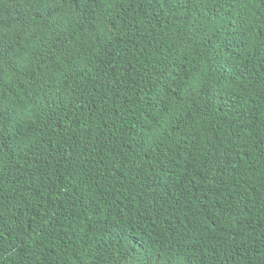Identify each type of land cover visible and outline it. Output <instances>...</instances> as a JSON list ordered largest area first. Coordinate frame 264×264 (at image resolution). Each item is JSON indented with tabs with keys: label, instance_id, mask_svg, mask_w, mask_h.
<instances>
[{
	"label": "trees",
	"instance_id": "16d2710c",
	"mask_svg": "<svg viewBox=\"0 0 264 264\" xmlns=\"http://www.w3.org/2000/svg\"><path fill=\"white\" fill-rule=\"evenodd\" d=\"M0 9V264H264V0Z\"/></svg>",
	"mask_w": 264,
	"mask_h": 264
},
{
	"label": "snow or ice",
	"instance_id": "6c2138e0",
	"mask_svg": "<svg viewBox=\"0 0 264 264\" xmlns=\"http://www.w3.org/2000/svg\"><path fill=\"white\" fill-rule=\"evenodd\" d=\"M26 3H30L35 8L36 17L45 24H48L52 18L47 10L48 0H26ZM245 4L251 3V0H244ZM0 5H4V0H0ZM5 15L2 9H0V22ZM241 24H245L247 21L245 18H241ZM22 23L27 26L31 23V19L23 20ZM53 27H58L57 24L53 23ZM198 34L193 35V39H197ZM19 46V45H17ZM18 57L11 51L10 46H6L2 40H0V77L7 76L9 70H14L16 67V61ZM2 107V102H0Z\"/></svg>",
	"mask_w": 264,
	"mask_h": 264
}]
</instances>
